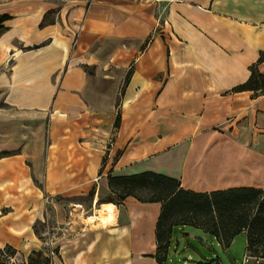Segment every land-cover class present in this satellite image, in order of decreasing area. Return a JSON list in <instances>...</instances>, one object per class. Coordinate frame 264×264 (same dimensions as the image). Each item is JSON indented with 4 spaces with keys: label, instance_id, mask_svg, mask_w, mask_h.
Segmentation results:
<instances>
[{
    "label": "crops",
    "instance_id": "crops-1",
    "mask_svg": "<svg viewBox=\"0 0 264 264\" xmlns=\"http://www.w3.org/2000/svg\"><path fill=\"white\" fill-rule=\"evenodd\" d=\"M1 15L0 248L40 250L52 218L70 264H159L162 204L100 200L109 175L264 191V93L234 90L264 75V0H0Z\"/></svg>",
    "mask_w": 264,
    "mask_h": 264
},
{
    "label": "trees",
    "instance_id": "trees-1",
    "mask_svg": "<svg viewBox=\"0 0 264 264\" xmlns=\"http://www.w3.org/2000/svg\"><path fill=\"white\" fill-rule=\"evenodd\" d=\"M7 15L0 16V33L5 30L2 22ZM264 60V52L260 59ZM234 90H253L264 93V75L251 69L249 78ZM108 185L117 196L119 204L127 196L141 202H160L161 212L155 226V260L168 264V249L173 228L176 225H192L213 235L220 243L227 245L240 233H246V251L253 257L264 259V191L253 188H233L210 193H195L179 187L176 179L145 171L133 175L108 176ZM114 202V201H113ZM192 220L187 221V215ZM180 215L179 217H177ZM175 217V219H172ZM16 250L6 245L0 248V264H15L11 261ZM35 256V257H34ZM39 251H32L27 264L50 263ZM196 264H219L209 259Z\"/></svg>",
    "mask_w": 264,
    "mask_h": 264
},
{
    "label": "rangeland",
    "instance_id": "rangeland-1",
    "mask_svg": "<svg viewBox=\"0 0 264 264\" xmlns=\"http://www.w3.org/2000/svg\"><path fill=\"white\" fill-rule=\"evenodd\" d=\"M104 199H111L116 202L117 196L102 195L100 200ZM64 202L66 203V200ZM172 219H175V217ZM185 219L191 221L192 217L189 214ZM65 226L60 225L57 227L54 225L52 218H49L46 222L35 223V227H33L35 234L42 243V247L38 251L41 253L42 258L50 260V263L46 264H51V261H53V264H70L75 259V248L54 245L58 236H66L68 233L63 229ZM30 253H22L21 255L14 253L12 255L14 263L27 264ZM245 253L246 235L244 233L237 234L227 246H224L213 235L186 224L176 225L173 228L169 242L168 258H170L169 263L173 264H196L209 259H218L221 264H240Z\"/></svg>",
    "mask_w": 264,
    "mask_h": 264
},
{
    "label": "bare ground",
    "instance_id": "bare-ground-1",
    "mask_svg": "<svg viewBox=\"0 0 264 264\" xmlns=\"http://www.w3.org/2000/svg\"><path fill=\"white\" fill-rule=\"evenodd\" d=\"M114 212H115V210H114L113 204L111 205V204L107 203L105 205H102L101 208L98 210L99 218H100L101 223H103V224L106 223L107 224L108 222L112 221V218L115 215ZM90 218H93V216L90 217Z\"/></svg>",
    "mask_w": 264,
    "mask_h": 264
},
{
    "label": "built area",
    "instance_id": "built-area-1",
    "mask_svg": "<svg viewBox=\"0 0 264 264\" xmlns=\"http://www.w3.org/2000/svg\"><path fill=\"white\" fill-rule=\"evenodd\" d=\"M14 261V258H11ZM240 264H264V259L251 256L247 251Z\"/></svg>",
    "mask_w": 264,
    "mask_h": 264
},
{
    "label": "water",
    "instance_id": "water-1",
    "mask_svg": "<svg viewBox=\"0 0 264 264\" xmlns=\"http://www.w3.org/2000/svg\"><path fill=\"white\" fill-rule=\"evenodd\" d=\"M191 236H193V235H191Z\"/></svg>",
    "mask_w": 264,
    "mask_h": 264
}]
</instances>
